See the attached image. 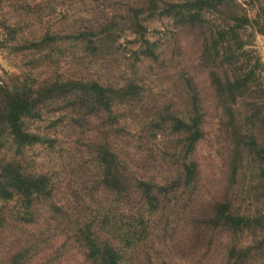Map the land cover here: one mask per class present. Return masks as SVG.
I'll list each match as a JSON object with an SVG mask.
<instances>
[{
    "label": "trees",
    "instance_id": "16d2710c",
    "mask_svg": "<svg viewBox=\"0 0 264 264\" xmlns=\"http://www.w3.org/2000/svg\"><path fill=\"white\" fill-rule=\"evenodd\" d=\"M11 2L17 1L0 0L2 14ZM130 4L123 22L108 17L104 0H45L35 10L27 5L36 24L33 33L25 36L28 25L13 23L11 18L2 23L3 29L8 31L10 44H16L12 46L15 52H32L35 69L47 65L54 67V71L43 78L41 73L31 72L11 85L1 87L0 204L14 203L16 217L20 221L33 222L35 203L54 201L58 182L55 179L57 173L32 170L27 163V151L35 147L53 151L65 125L85 128L87 133H100V137L92 138L88 152L92 162L89 171L95 185L90 191L86 189L84 203L87 208L83 215L71 222L72 233L85 250L90 264H136L135 254L143 248H152L150 245L157 237L156 226L161 219L166 217L165 229L170 226L172 216L167 215V211L170 206L174 207L170 205L173 199L178 194H192L199 183V165L194 153L204 131L196 90L188 94L187 104H191L185 111L167 106V110L148 125L153 135L167 134L175 141L177 160L173 165L177 167L174 171L154 175L132 172L125 153L110 141L108 131L118 130L125 120L119 109L141 91L134 78L137 66L145 60H157L158 44L146 38L145 23L151 17L164 16L174 18L182 26L202 30L208 29V16L224 15L214 32L213 29L203 31L204 35L210 34L211 40L209 42L205 37L208 44L204 48L206 55H212L215 64L226 71L214 70L211 78L217 96L225 103L232 118L233 104L249 90L251 92L257 69L250 68V63L243 59L247 55L245 32L256 28L264 35V3L254 16H250L236 0H135ZM59 5L66 7L61 22L58 20ZM14 8L16 10L17 6ZM94 11L101 14L89 18ZM128 26L127 30L138 35L139 48L134 50V61L130 66L133 75L120 82L105 80L103 75H98L99 61H107V44ZM240 58L243 59L241 64ZM70 59L82 64L91 60L85 72L74 71L73 67L64 71L63 65ZM95 118L101 123L93 128L91 120ZM44 122H48L44 130L29 128L31 123ZM57 130H60L59 134ZM236 133L238 144L243 143L259 170L257 182L264 191V140H259L256 134L240 130ZM236 175L237 166L233 168L232 181ZM50 205L54 215L65 217L64 221L75 218L65 207L56 203ZM199 219L198 224L204 229H222L237 237L252 233L255 244L246 248L233 246L230 259L243 264L252 258L253 251L264 253V211H243L231 200L223 198L211 203ZM6 222L7 213L0 212V231L6 227ZM25 253L17 252L8 264H23ZM0 264L5 263L0 259Z\"/></svg>",
    "mask_w": 264,
    "mask_h": 264
},
{
    "label": "rangeland",
    "instance_id": "374dc122",
    "mask_svg": "<svg viewBox=\"0 0 264 264\" xmlns=\"http://www.w3.org/2000/svg\"><path fill=\"white\" fill-rule=\"evenodd\" d=\"M7 4L4 13L0 12V91L2 86L11 85L31 72L36 75L49 76L54 67L43 66L35 69V54L32 52H15L10 44L8 31L2 23L6 18L19 25H28L33 33L36 24L28 13L27 5L35 10L45 0H13ZM135 0H104L109 18L123 22L130 3ZM243 9L254 16L264 0H236ZM14 6H17L16 10ZM65 6L58 7V20L63 21ZM94 11L89 18L100 15ZM86 17V16H85ZM88 18V17H86ZM224 15L208 16V29H196L182 26L174 18L154 16L145 23V36L150 42H157V60H145L137 66L135 81L141 86L139 95L123 107L120 113L125 120V129L108 131L111 143L125 154L132 172L154 175L158 172L175 170L174 142L167 134L153 135L149 130L151 122L167 106L185 111L188 94L196 90L199 106L203 115L204 137L197 145L194 159L199 165V183L195 192L178 194L167 211L171 223L166 227L165 218L156 226L158 234L152 241V248H143L138 254L136 264H242L230 259V248H246L255 244L252 233L233 236L222 229H204L198 224L200 215L216 200L227 198L240 210L264 211V191L257 182L259 170L243 143H239L236 133L240 130L246 134H256L264 140V35L256 28L245 32L247 55L243 58L251 67H257L251 92L233 104L234 118L226 110L225 103L217 96L211 73L214 70L226 72L215 64L212 55H206V39L210 34L203 31H215ZM124 28L116 34L114 41L107 44V61H99L98 75L103 79L124 81L132 77L130 66L134 61V50L138 35ZM206 37V39H205ZM213 40V37H212ZM10 44V45H9ZM8 46V47H7ZM105 59V60H106ZM240 58V64L243 62ZM86 63L67 60L63 65L65 71L73 67L74 71L85 72ZM85 62V61H84ZM231 70V69H230ZM108 81V80H107ZM110 81V80H109ZM1 103V96H0ZM187 104V105H186ZM58 116V115H56ZM96 128L99 120L92 119ZM48 122L30 124V129L44 130ZM59 135V143L53 151L35 147L27 151V163L32 170L57 173L55 176L57 196L56 203L70 211V217L54 215L50 203L36 202L34 221H20L15 214L14 203L0 204V212L7 213L6 227L0 231V259L8 264L12 256L19 251H26L23 264H90L85 250L77 241L72 229V221L87 208L84 203L86 189L92 190L94 182L89 171L92 164L88 154L92 138L100 133H87L85 128H69L65 125ZM71 129V130H70ZM84 132V134L82 132ZM58 134L60 130L56 131ZM239 150V151H238ZM238 156V157H237ZM237 157V161L236 160ZM236 163V164H235ZM237 166V175L232 181L233 168ZM15 213V214H14ZM32 222V223H30ZM72 230V231H71ZM147 252V253H146ZM252 258L243 264H264V253L253 251Z\"/></svg>",
    "mask_w": 264,
    "mask_h": 264
}]
</instances>
